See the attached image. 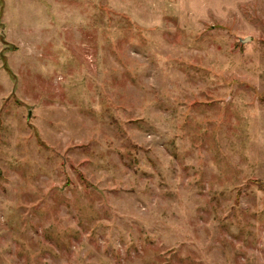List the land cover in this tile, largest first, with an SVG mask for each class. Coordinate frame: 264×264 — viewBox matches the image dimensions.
Returning <instances> with one entry per match:
<instances>
[{
    "label": "rangeland",
    "instance_id": "1",
    "mask_svg": "<svg viewBox=\"0 0 264 264\" xmlns=\"http://www.w3.org/2000/svg\"><path fill=\"white\" fill-rule=\"evenodd\" d=\"M0 264H264V0H0Z\"/></svg>",
    "mask_w": 264,
    "mask_h": 264
},
{
    "label": "water",
    "instance_id": "2",
    "mask_svg": "<svg viewBox=\"0 0 264 264\" xmlns=\"http://www.w3.org/2000/svg\"><path fill=\"white\" fill-rule=\"evenodd\" d=\"M248 39L241 40L243 43L246 42Z\"/></svg>",
    "mask_w": 264,
    "mask_h": 264
}]
</instances>
